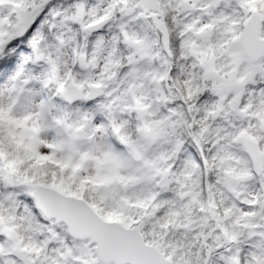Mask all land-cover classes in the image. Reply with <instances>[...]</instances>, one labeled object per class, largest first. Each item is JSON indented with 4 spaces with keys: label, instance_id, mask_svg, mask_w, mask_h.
Returning a JSON list of instances; mask_svg holds the SVG:
<instances>
[{
    "label": "snow or ice",
    "instance_id": "obj_1",
    "mask_svg": "<svg viewBox=\"0 0 264 264\" xmlns=\"http://www.w3.org/2000/svg\"><path fill=\"white\" fill-rule=\"evenodd\" d=\"M0 264H264V0H0Z\"/></svg>",
    "mask_w": 264,
    "mask_h": 264
}]
</instances>
